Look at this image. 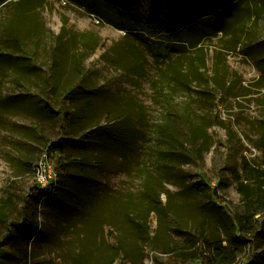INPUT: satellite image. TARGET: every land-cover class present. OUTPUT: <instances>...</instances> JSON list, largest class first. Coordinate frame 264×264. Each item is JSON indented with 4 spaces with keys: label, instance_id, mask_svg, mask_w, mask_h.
Returning a JSON list of instances; mask_svg holds the SVG:
<instances>
[{
    "label": "rangeland",
    "instance_id": "374dc122",
    "mask_svg": "<svg viewBox=\"0 0 264 264\" xmlns=\"http://www.w3.org/2000/svg\"><path fill=\"white\" fill-rule=\"evenodd\" d=\"M230 8L163 56L83 0H0L3 264L212 263L198 231L223 240L245 166L264 170V0ZM44 153L65 182L47 206ZM244 239L234 264L261 250Z\"/></svg>",
    "mask_w": 264,
    "mask_h": 264
},
{
    "label": "trees",
    "instance_id": "16d2710c",
    "mask_svg": "<svg viewBox=\"0 0 264 264\" xmlns=\"http://www.w3.org/2000/svg\"><path fill=\"white\" fill-rule=\"evenodd\" d=\"M87 6L108 9L109 15H117L123 21L121 30L139 32L142 39L148 42L152 50L160 55H166L173 45L190 42L194 36L186 35V31L194 30L203 23L200 36L215 30L222 19L225 8L235 7L237 0H83ZM167 2L170 4L168 5ZM234 9V8H233ZM232 9V10H233ZM231 10V8H230ZM225 13V14H229ZM185 35V36H184ZM198 36V35H197ZM196 36V37H197ZM72 100L75 96H70ZM43 112L52 118L60 113L44 102ZM61 114V113H60ZM60 163L57 171L60 178ZM245 180H237L236 190L241 197L242 207L234 214L233 225L224 230L225 238H218L215 243L205 239L204 230L198 231L197 242L212 256L211 264H234L245 248L244 237L261 235L260 252L248 259L244 264H264V231H257L256 216L264 213V170H256L245 166ZM57 182L54 192L41 190L44 193L41 204L47 206L56 201V196L63 191L65 182ZM25 243L39 237L37 227L33 224L17 226ZM237 230L239 235L234 232ZM189 247H195L196 241L187 240ZM223 243L226 246H223ZM198 244V245H199ZM5 253L1 250L0 264H3Z\"/></svg>",
    "mask_w": 264,
    "mask_h": 264
},
{
    "label": "built area",
    "instance_id": "2783aa9c",
    "mask_svg": "<svg viewBox=\"0 0 264 264\" xmlns=\"http://www.w3.org/2000/svg\"><path fill=\"white\" fill-rule=\"evenodd\" d=\"M34 179L42 190L54 192L58 182V171L50 163L48 155H44L35 164L33 169Z\"/></svg>",
    "mask_w": 264,
    "mask_h": 264
}]
</instances>
